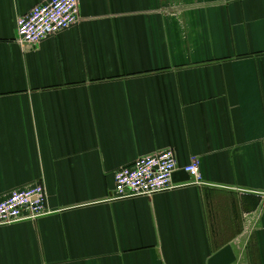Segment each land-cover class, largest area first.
<instances>
[{
	"label": "crops",
	"instance_id": "1",
	"mask_svg": "<svg viewBox=\"0 0 264 264\" xmlns=\"http://www.w3.org/2000/svg\"><path fill=\"white\" fill-rule=\"evenodd\" d=\"M0 0V264H264V0H79L37 46ZM174 151L173 188L114 199V172ZM192 158L203 183L180 168Z\"/></svg>",
	"mask_w": 264,
	"mask_h": 264
},
{
	"label": "built area",
	"instance_id": "2",
	"mask_svg": "<svg viewBox=\"0 0 264 264\" xmlns=\"http://www.w3.org/2000/svg\"><path fill=\"white\" fill-rule=\"evenodd\" d=\"M79 20V0H46L17 18L16 36L20 45L37 46L47 36L67 29ZM179 168L174 151L162 149L138 157L131 165L114 172V199L151 196L174 187L173 173ZM197 184L203 183L198 159L180 167ZM42 184L10 191L0 199V225L32 220L49 211Z\"/></svg>",
	"mask_w": 264,
	"mask_h": 264
}]
</instances>
